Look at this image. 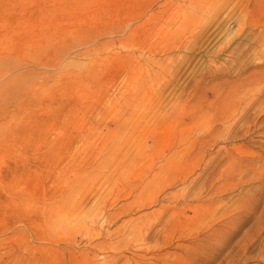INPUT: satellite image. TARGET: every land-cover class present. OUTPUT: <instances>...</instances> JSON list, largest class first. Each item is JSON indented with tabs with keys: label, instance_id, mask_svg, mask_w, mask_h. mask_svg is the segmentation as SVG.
I'll return each instance as SVG.
<instances>
[{
	"label": "rangeland",
	"instance_id": "rangeland-1",
	"mask_svg": "<svg viewBox=\"0 0 264 264\" xmlns=\"http://www.w3.org/2000/svg\"><path fill=\"white\" fill-rule=\"evenodd\" d=\"M0 264H264V0H0Z\"/></svg>",
	"mask_w": 264,
	"mask_h": 264
},
{
	"label": "bare ground",
	"instance_id": "bare-ground-1",
	"mask_svg": "<svg viewBox=\"0 0 264 264\" xmlns=\"http://www.w3.org/2000/svg\"><path fill=\"white\" fill-rule=\"evenodd\" d=\"M142 202V201H141ZM147 251V250H146ZM159 255V254H158ZM128 257V256H127ZM142 258V257H141ZM129 262V261H128Z\"/></svg>",
	"mask_w": 264,
	"mask_h": 264
}]
</instances>
